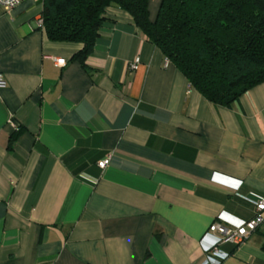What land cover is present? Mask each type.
<instances>
[{
    "label": "crops",
    "instance_id": "crops-1",
    "mask_svg": "<svg viewBox=\"0 0 264 264\" xmlns=\"http://www.w3.org/2000/svg\"><path fill=\"white\" fill-rule=\"evenodd\" d=\"M41 15L0 6V264L200 263L209 225H242L264 197V82L215 105L125 11L108 9L84 65ZM220 249L264 264V222Z\"/></svg>",
    "mask_w": 264,
    "mask_h": 264
},
{
    "label": "trees",
    "instance_id": "trees-1",
    "mask_svg": "<svg viewBox=\"0 0 264 264\" xmlns=\"http://www.w3.org/2000/svg\"><path fill=\"white\" fill-rule=\"evenodd\" d=\"M41 1L46 37L80 44L82 65L117 7L211 103L230 106L264 82V0H160L154 20L148 0Z\"/></svg>",
    "mask_w": 264,
    "mask_h": 264
},
{
    "label": "built area",
    "instance_id": "built-area-1",
    "mask_svg": "<svg viewBox=\"0 0 264 264\" xmlns=\"http://www.w3.org/2000/svg\"><path fill=\"white\" fill-rule=\"evenodd\" d=\"M25 0H0V6L5 12H8L24 2ZM42 17L38 20V25L42 27ZM169 61L165 58V64ZM56 65L63 66L65 61L62 59L55 60ZM139 64V58H134L129 64L130 70H135ZM6 86V80L2 73H0V88ZM16 129V126H14ZM109 163V156L97 163L98 167L104 168ZM254 206L253 216L245 221L240 226H228L224 223L213 221L201 239V248L204 253L202 261L198 264H222V261L228 256L227 252L220 249V245L224 243H231L237 245L243 242L262 222H264V197L258 200L252 201ZM211 237L210 242L203 243V240L209 236Z\"/></svg>",
    "mask_w": 264,
    "mask_h": 264
}]
</instances>
